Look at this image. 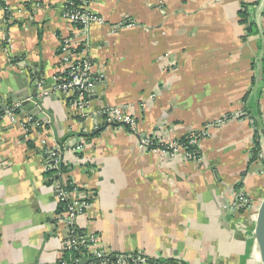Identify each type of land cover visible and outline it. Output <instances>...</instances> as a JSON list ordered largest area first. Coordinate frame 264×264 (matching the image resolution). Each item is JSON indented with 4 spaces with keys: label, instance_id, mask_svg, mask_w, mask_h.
<instances>
[{
    "label": "crops",
    "instance_id": "1",
    "mask_svg": "<svg viewBox=\"0 0 264 264\" xmlns=\"http://www.w3.org/2000/svg\"><path fill=\"white\" fill-rule=\"evenodd\" d=\"M3 2L0 102L27 100L37 89L30 81L51 88L67 38L86 49L94 84L85 115L56 91L29 100L14 122L0 116V264H58L65 256L68 228L44 175V149L54 144L70 166L64 178L88 198L75 227L94 234L102 252L180 264H262L264 0H88L105 23L86 29L63 17L66 0ZM244 5L249 32L239 16ZM120 104L142 134L164 141L205 127L200 160L141 149L125 125L99 114ZM238 112L249 118L211 124ZM26 115L44 129L25 131ZM76 144L83 145L78 152L70 149ZM237 189L250 204L231 210Z\"/></svg>",
    "mask_w": 264,
    "mask_h": 264
},
{
    "label": "built area",
    "instance_id": "2",
    "mask_svg": "<svg viewBox=\"0 0 264 264\" xmlns=\"http://www.w3.org/2000/svg\"><path fill=\"white\" fill-rule=\"evenodd\" d=\"M88 0H66L62 15L65 19L72 23H77L81 26V29H86L90 24H104V18L96 13L90 11L87 7ZM5 5V4H4ZM4 13H8L7 6H2ZM124 25L133 26L135 23L130 20H123ZM59 54L61 59V71L55 77L56 83L49 89L43 88L37 82V89L33 93V96L29 100L36 102L38 98L46 95H51L56 91H59L65 95H68L72 101L76 111L81 115L86 114V107L88 103L89 92L94 84V77L92 73L93 62L88 57L86 49H78L77 44L73 41V38H67L61 40L59 43ZM168 53L162 56V65L171 66V62L168 59ZM151 95L150 98H153ZM23 106L22 100L12 101L11 104L6 102H0L2 109L1 116L8 117L10 121L14 122L17 119L19 112ZM99 114L107 124H123L128 130L137 136L139 147L146 151H159L162 153L174 156L177 153H181L184 158L190 160H200L199 140L208 135L207 129L202 127L200 130H191L186 132V143L180 142L179 139L164 141L159 133L151 136L142 134L138 128V122L135 116L130 112L126 104L109 105L104 107ZM243 112H238L233 115H223L212 121L211 124L220 125L231 117H240ZM21 125L25 131L32 129H44V123L41 120L33 118L31 115H26ZM45 144V140H42ZM155 143V146L153 144ZM193 146L194 150L188 149V146ZM254 144L252 145L253 148ZM82 144H76L72 148V151H80ZM63 147L59 144L53 146H46L44 152L48 158L46 169L51 166H56L61 160V153ZM253 155V154H252ZM263 156L259 151L256 154L255 159L259 160ZM70 184V181H66L64 174H61L60 178H54L50 183L53 187L54 194L58 202L67 201L65 209L58 212L57 218L61 220L68 228V237L66 241L67 250H78L83 248L86 254L85 257H89L90 261L87 264H151L149 259L139 252L130 253H116L107 254L96 248V236L94 234L79 232L75 227V219L78 215L82 214L88 206V198L83 195L76 186L71 185L70 189H66V184ZM250 204V199L244 191L237 189L232 197V200L228 204V208L231 210L245 209ZM80 257H71L68 260L64 257L60 259L58 264H80Z\"/></svg>",
    "mask_w": 264,
    "mask_h": 264
},
{
    "label": "trees",
    "instance_id": "3",
    "mask_svg": "<svg viewBox=\"0 0 264 264\" xmlns=\"http://www.w3.org/2000/svg\"><path fill=\"white\" fill-rule=\"evenodd\" d=\"M0 5L1 6H5L3 0H0ZM239 16H240V19H241L240 21L242 23L247 24V26H248L247 27V30L249 32L251 30L252 22H250V20H249V12L247 11V8H246L245 5L242 6V8L240 9ZM5 17H8V13H5ZM75 24H77V23H75ZM77 26L78 27H81L79 24H77ZM80 48L81 47H79L78 49H80ZM5 102L7 104H11L12 101L11 100H7ZM16 111L17 112H20L19 109H17ZM1 114H2V109L0 107V116H1ZM243 116L244 115H240V117H243ZM252 124H253V126L255 128V135L257 136L258 133H259V128L257 127V121L255 120V118L252 119ZM98 131L99 130H96V131L94 130L92 132V134L93 135H96ZM186 134L187 133H184L181 137L177 138V139H179L180 142H183V144H185L186 141H187ZM153 146H155V143L153 144ZM188 149L191 150V151H193L194 150V147L189 145L188 146ZM251 151H252V154H253L252 157H253V159H255L256 154L260 151L259 144L257 143L256 140H254V146H253V148H252ZM69 170H70V166L68 164H66V163L63 162V159H62V156H61V160L58 163V165H56V166H51L50 165L46 169V171L44 172V175L47 177V184H50L54 180V178H60L61 177V174H64L65 175V172H67V171L69 172ZM66 181L68 182L67 179H66ZM65 188L66 189H70L71 188V185L67 183L66 186H65ZM66 205H67V201L58 202L57 211L58 212L63 211L65 209ZM79 232H81V231L79 230ZM83 253H85V250L83 248H80L78 250H67V251H65L64 258L67 259V260L69 258H71V257H80V258H83L86 255V254H83ZM87 258H89V257H87ZM149 261L151 262V264H173L172 261L151 260V259H149Z\"/></svg>",
    "mask_w": 264,
    "mask_h": 264
},
{
    "label": "water",
    "instance_id": "4",
    "mask_svg": "<svg viewBox=\"0 0 264 264\" xmlns=\"http://www.w3.org/2000/svg\"><path fill=\"white\" fill-rule=\"evenodd\" d=\"M30 86H37V82L30 81ZM33 93L30 92V94H28V97H27L28 99L23 101V105H26L28 103L29 98L33 96ZM36 102H41V98H38ZM258 233H259L260 240L262 242L263 254H264V200H263L261 210H260V218L258 222ZM89 261H90V258L83 257L81 258L80 264H87V262ZM173 264H180V263L175 261L173 262ZM262 264H264V260Z\"/></svg>",
    "mask_w": 264,
    "mask_h": 264
}]
</instances>
